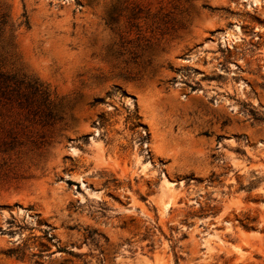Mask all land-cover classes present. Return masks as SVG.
Here are the masks:
<instances>
[{"label": "rangeland", "instance_id": "374dc122", "mask_svg": "<svg viewBox=\"0 0 264 264\" xmlns=\"http://www.w3.org/2000/svg\"><path fill=\"white\" fill-rule=\"evenodd\" d=\"M0 264H264V0H0Z\"/></svg>", "mask_w": 264, "mask_h": 264}, {"label": "trees", "instance_id": "16d2710c", "mask_svg": "<svg viewBox=\"0 0 264 264\" xmlns=\"http://www.w3.org/2000/svg\"><path fill=\"white\" fill-rule=\"evenodd\" d=\"M28 87L31 92L37 96V101L39 105H43L48 117H54V114L51 110L52 102L50 100V92L48 87L39 81L29 82ZM100 101V98L96 99V102Z\"/></svg>", "mask_w": 264, "mask_h": 264}]
</instances>
